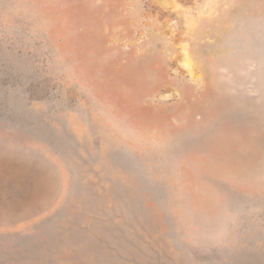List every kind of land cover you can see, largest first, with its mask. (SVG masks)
Masks as SVG:
<instances>
[{"label":"rangeland","instance_id":"1","mask_svg":"<svg viewBox=\"0 0 264 264\" xmlns=\"http://www.w3.org/2000/svg\"><path fill=\"white\" fill-rule=\"evenodd\" d=\"M0 264H264V0H0Z\"/></svg>","mask_w":264,"mask_h":264}]
</instances>
